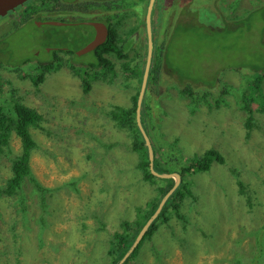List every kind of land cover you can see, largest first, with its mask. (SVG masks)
Returning a JSON list of instances; mask_svg holds the SVG:
<instances>
[{"label":"rangeland","instance_id":"1","mask_svg":"<svg viewBox=\"0 0 264 264\" xmlns=\"http://www.w3.org/2000/svg\"><path fill=\"white\" fill-rule=\"evenodd\" d=\"M32 1L43 7L42 0ZM148 4L149 0L142 1V12L137 11L142 35L132 59L148 49ZM28 8L29 4L21 7ZM133 9L141 10V3L136 1ZM153 12L155 56L165 42L171 68L176 76H190L189 84L219 75V83L230 87L222 94L230 104L201 102L192 111V97L180 95V87L171 84L169 95L160 99L163 107L154 101L147 107L149 124L157 123L160 138L161 128L167 140L179 137V147L169 145L168 153L178 148L191 156L214 147L225 160L187 176L192 194L181 201L185 216H171L126 264H237L236 255L228 257L233 247L246 254L243 263L264 264V112L258 103L252 105L253 125L248 132V115L240 104L244 73L264 66V0H155ZM128 13L133 17L132 9ZM11 16L0 19V38L18 27L9 22ZM30 25H19L28 28L15 31L5 46L15 58L0 64V102L10 108L20 101L41 114L29 129L38 142L29 163L34 179L47 188V202L38 201L28 180L23 191L5 192L11 158L23 145L14 131L0 153V264H106L115 231L124 230L122 221L140 216L138 210L145 209L157 193L156 184L137 169L139 155L129 146L130 132L104 112L105 107L133 105L131 93L137 91L143 63L119 62L112 82H95L84 92L82 78L66 62V55L36 84L43 73L37 66L40 62L19 65L24 59L41 50L43 42L51 43L58 53L64 46L76 50L91 41L92 31L53 25L39 31ZM90 56H83L79 66L91 61ZM261 86L264 90V77ZM192 87L199 93L207 89ZM236 175L247 194L241 192ZM114 252L118 254L120 247L115 246Z\"/></svg>","mask_w":264,"mask_h":264},{"label":"trees","instance_id":"2","mask_svg":"<svg viewBox=\"0 0 264 264\" xmlns=\"http://www.w3.org/2000/svg\"><path fill=\"white\" fill-rule=\"evenodd\" d=\"M142 1L141 0V9H142ZM105 2V1H104ZM146 2V0H145ZM107 5L108 3L105 2ZM104 3V4H105ZM114 2L111 4L113 5ZM126 12L130 8V0L126 2ZM147 9V7H146ZM111 22L114 21L113 17L111 18ZM121 19L118 20V23ZM109 24L111 25L110 20L108 19ZM35 29L41 30L40 27L32 25ZM28 27H20L19 29H27ZM13 32L7 33L4 37L0 38V64H6L7 58H15L12 53L5 47L10 44V38L13 35ZM162 47V52L160 55L155 56V45H154V55L152 57L151 66L149 69L148 79L144 91V96L142 100V107H141V120L144 124V128L146 129L148 135L150 136L153 149H154V160H153V167L159 173H171V172H178L180 174V183L177 185L173 191L170 193L169 197L166 200V203L163 205L161 209L160 215H158L151 224L145 230L143 238L139 245L133 250L127 258L121 263L126 264L130 262L134 252H136L137 248L149 238L153 236L155 231L157 232L159 228L166 224L169 218L174 214V212L178 216H182L180 213L181 210V201L184 200L187 194H192L190 190L192 181L187 178L190 173L198 172V171H205L211 167V164L214 161L224 162L225 158L223 154L214 147L207 148L201 154H193L191 156L184 155L181 150L176 148L177 151L174 153H168L167 150L169 149V145H174L173 143H168L159 145L165 139L160 138V135L157 134V124L150 125L148 119L150 117L146 116L147 107H151L150 103L154 101L155 104L161 106V101H163L162 97L165 95H169V91L171 89V84L177 85L180 87L179 94L182 96H191L189 104L198 107L201 102L203 104H207L209 106H219L221 102L229 103L226 97L223 95L229 91L230 87L226 82L219 83V75L216 79H205V80H192L189 84L187 79L190 76H186L183 73L178 74L176 76V71L171 68V65L168 61V49L167 44L160 43ZM42 46V45H41ZM41 50L46 53L45 55L40 54ZM33 52L31 58L24 59L21 64H25L29 61H37L40 62L37 64L39 67V71H42L36 79L35 83L38 84L40 78H43L45 72L52 70L51 66L57 63L56 54L52 52H47V50L42 46V49ZM55 50V49H54ZM146 54L147 51L143 54V56L135 57L132 59V63L140 64V61L143 63V67H141V76L139 78V83L137 82V91H135L131 96L133 100L132 106H121L117 105L115 107L112 106L107 111V115L112 120H114L115 124L120 128H126L127 131L131 134L130 139V146L133 150H136L139 155V161L137 163V169L140 171L141 175L145 180H148L150 183H155L156 187L155 190L157 191L156 195L153 196L149 201L146 203V207L143 210H138L140 216H137L134 221L131 220H124L122 222L123 231L118 232L115 231L113 239L111 240V245L108 249L109 256L111 260L106 264H118L121 261V258L127 253L130 249L134 241L136 240L140 230L142 227L147 223V221L152 217L155 213L159 204L161 203L162 198L166 195V193L171 190L175 184V179L172 177H160L154 174L150 167V156H149V147L146 143V138L144 133L141 131L138 121L136 120V113H137V106H138V96L142 84V78L145 70V63H146ZM41 55L40 60H38V56ZM123 59V58H122ZM121 61L123 62L124 60ZM82 61V60H80ZM76 58L73 56L71 57L69 64L72 70L75 71L76 74L80 75L82 78V84L84 89L89 91L92 87L93 81H102L112 80L114 79V75L117 73V69L115 68L114 61L111 59H104V60H91V62L84 65V67H80L79 65L82 63H78ZM68 62V61H66ZM124 64L128 63L126 61L123 62ZM44 66V71L42 70ZM19 68V67H17ZM15 68V69H17ZM143 68V69H142ZM249 71L244 73L245 75V85L241 88L242 96H240V104L243 110L247 113V120L245 121V125L250 132V128L253 125V118H254V110L252 105L254 103H258L259 108L264 112V90L261 87L262 78L264 77V66L256 67L254 72H252V67L248 69ZM256 74V78L255 75ZM175 77V78H174ZM91 80H93L91 82ZM192 85L196 86H207V89L202 93H199L194 90ZM220 87L219 90L213 91L214 86ZM231 86V85H230ZM136 87V86H135ZM222 87V89H221ZM232 87V86H231ZM246 89L244 93L243 90ZM188 93V94H187ZM216 94V95H214ZM221 94V95H219ZM223 94V95H222ZM219 95V96H218ZM222 96V97H221ZM213 98V99H212ZM230 104V103H229ZM163 107V104L162 106ZM165 108V107H164ZM41 114L38 113L35 109L22 104L20 101H16L14 105L10 108H7L5 103L0 102V153L4 152V147L8 146L10 143V136L12 132H17L18 135L22 137L23 145L22 151L13 155L11 158V170L12 173L8 177V181L6 185L8 186L5 189V192L16 194L20 190L23 191V183L25 180H28V184L32 186V189L35 193H41L46 190L44 186H42L36 179H34L33 173L31 172V166L29 163V156L31 151L34 148L38 147V142L36 139L33 138L29 129L32 125H36V119L40 118ZM157 122V120H156ZM151 127V131H150ZM146 133V134H147ZM160 138V139H159ZM172 162L175 163L174 166L170 165ZM237 184L241 187L240 190L243 194H247L246 187L244 185L243 180L236 175L235 176ZM77 182V179L75 180ZM2 190L0 189V192ZM249 201H251L250 196L247 195ZM1 199V195H0ZM125 231V232H124ZM261 239H263V235H261ZM119 246L120 252L116 254L114 252V247ZM184 247V246H182ZM264 247V246H261ZM264 250V248H263ZM154 254V252H152Z\"/></svg>","mask_w":264,"mask_h":264},{"label":"flooded vegetation","instance_id":"3","mask_svg":"<svg viewBox=\"0 0 264 264\" xmlns=\"http://www.w3.org/2000/svg\"><path fill=\"white\" fill-rule=\"evenodd\" d=\"M104 1L107 2L108 5ZM130 1L133 17L130 16L128 10L126 12L127 0H115L113 5L111 4L114 0H48V4H45V0H42L41 3L43 7L41 8L37 7L38 4L32 3V0H27L14 10L9 11L6 15L0 16V19L3 20V18H8L9 14L12 15L9 22L11 25L18 26L12 31L13 33L18 30H25L19 29L21 27L19 25L28 22L31 25L40 27L36 23L37 20L53 21L52 25L54 27L73 26L75 28L89 29L92 31V39L88 41V43L79 46L77 48L79 51H71L68 47L64 46L58 48L59 53L54 51L53 48L46 49L47 52H54L53 54L58 56L57 63L65 61L66 55L69 56L67 59L69 62L72 56L76 58L77 61H80L83 59V56L90 54V60L111 59L116 65L122 62V58L124 61L132 60V54L138 51L137 47L141 44L140 39L142 30L137 26L140 19V15L137 11L142 12V9H133L136 1L140 3L141 0ZM27 4H29L28 10L25 11L21 9L22 6ZM15 12L19 17L14 14ZM110 17H113V22H111ZM119 19L121 20L118 23ZM153 23L154 19L152 17V27ZM93 42L96 43L90 46ZM38 52L39 51L36 53ZM140 54L141 53H137V55ZM90 62L91 61H89V63Z\"/></svg>","mask_w":264,"mask_h":264},{"label":"water","instance_id":"4","mask_svg":"<svg viewBox=\"0 0 264 264\" xmlns=\"http://www.w3.org/2000/svg\"><path fill=\"white\" fill-rule=\"evenodd\" d=\"M27 0H0V16H4L6 15L9 11L14 10L17 6L23 4L24 2H26ZM154 3L155 0H149V4H148V9H147V14H146V27H147V32H148V38H149V42H148V57H147V61H146V67L144 70V74H143V80H142V84H141V90L139 93V97H138V106H137V120L139 121V124L141 125V120H140V110H141V102L143 100V96H144V91H145V87H146V83H147V79H148V74H149V69L151 66V59H152V54H153V41H152V11H153V7H154ZM37 25L40 26L42 29L48 26H51L53 24V21L50 20H37L36 21ZM46 34V33H45ZM96 42H93L90 46H93ZM43 46L46 49H51L52 47L55 48L51 43H44L43 42ZM52 46V47H51ZM77 51H79L78 49H76ZM81 52V51H80ZM141 130L143 131L144 135H145V140L146 143L149 147V155H150V167L151 170L154 174L160 176V177H172L174 176L176 178V183L174 185V187L171 189V191H169L166 196L164 197V199L162 200L159 209L156 211L155 216L157 215V213L159 212L160 208L163 205V202L166 200V198L168 197L169 193L173 191V189L177 186L179 180H180V174L179 173H159L158 171H156L153 167V160H154V151H153V147L152 144L150 142V139L148 137V135L146 134L145 130L142 128L141 126ZM152 219V218H151ZM151 219L148 221L149 223L151 222ZM147 223V225L149 224ZM147 225L142 229V231L140 232L141 234L139 235L135 245L138 243V241L140 240V237L143 236V234L145 233V229L147 228ZM134 244L132 245V247L129 249V251L125 254V256L123 257V259L120 261L121 264L124 259L129 255L130 251L133 250Z\"/></svg>","mask_w":264,"mask_h":264},{"label":"clouds","instance_id":"5","mask_svg":"<svg viewBox=\"0 0 264 264\" xmlns=\"http://www.w3.org/2000/svg\"><path fill=\"white\" fill-rule=\"evenodd\" d=\"M154 8V7H153ZM147 9H148V7H147ZM146 14H147V12H146ZM154 15V12L152 11V15L151 16H153ZM152 37H153V27H152ZM148 47V46H147ZM45 48V47H44ZM46 49V48H45ZM146 61H147V56H146ZM151 62H152V59H151ZM145 67H146V63H145ZM105 80V79H104ZM114 79H112V80H106L107 82H112ZM142 80H143V78H142ZM93 80H91V82H92ZM99 81H102L101 79L99 80ZM95 82H98V81H93V83H92V87H91V89L93 88V84L95 83ZM261 85V84H260ZM262 87V86H261ZM90 89V90H91ZM84 90V92H89L88 90L86 91L85 89H83ZM140 90H141V88H140ZM140 93V92H139ZM139 97V96H138ZM189 99H190V97H189ZM222 103V102H221ZM200 106V105H199ZM198 106V107H199ZM141 107H142V102H141ZM198 107H195V108H198ZM111 107H109V108H107V107H105V110H104V112H105V115H107V111H108V109H110ZM38 112V111H37ZM140 113H141V110H140ZM136 115H137V113H136ZM140 120H141V115H140ZM138 121V120H137ZM155 124H157V123H155ZM138 125H139V127H140V129H141V126H142V128L145 130V132L147 133V131H146V129L144 128V124H143V122H142V120H141V125L139 124V121H138ZM157 128H158V125H157ZM161 129H163L164 130V133H162L163 134V138L165 139L164 141H162L161 143L162 144H165L167 141H168V143H173V144H175V146H178V144H177V141L179 140V137L177 138L176 137V140L177 141H169V140H167L166 138H165V135H167L166 134V131H165V129L164 128H161ZM142 131V130H141ZM150 131H151V127H150ZM143 132V131H142ZM147 135H148V133H147ZM148 137H149V139H150V136L148 135ZM34 138V137H33ZM150 142H151V139H150ZM151 144H152V142H151ZM129 146H130V143H129ZM131 147V146H130ZM152 147H153V145H152ZM179 147V146H178ZM210 148V147H209ZM132 149V148H131ZM217 149V148H216ZM218 150V149H217ZM153 151H154V149H153ZM150 156V155H149ZM139 159V158H138ZM155 169V168H154ZM156 170V169H155ZM157 171V170H156ZM12 173V172H11ZM171 173H178V172H171ZM11 175V174H10ZM169 178V177H168ZM172 178H174L175 179V183H176V178L174 177V176H172ZM181 178V177H180ZM7 181H8V178H7V180H6V182H5V184L7 183ZM179 183H180V180H179V182H178V184L177 185H179ZM175 185V184H174ZM43 186V185H42ZM174 187V186H173ZM46 190H47V188H46ZM45 190V191H46ZM45 191H43V192H41V193H39V194H36L35 196L37 197V199H38V201L40 202V203H42V204H46V202H47V200H46V193H45ZM169 191H171V190H169ZM168 191V192H169ZM167 192V193H168ZM166 193V194H167ZM171 193V192H170ZM170 193H169V195H170ZM169 195H168V197H169ZM166 196V195H165ZM164 196V197H165ZM164 197L162 198V200L164 199ZM167 197V198H168ZM167 198H166V200H167ZM2 199V198H1ZM162 200H161V202H162ZM166 200L163 202V205L166 203ZM161 204V203H160ZM160 204H159V206H160ZM163 205H162V207H163ZM162 207L160 208V210H159V212L157 213V215L155 216V213H156V211L159 209V207L157 208V210L155 211V213L152 215V219H151V222L158 216V215H160V213H161V209H162ZM182 207H183V203H182V205H181V210H180V213H181V215L182 216H185V214L183 213V211H182ZM173 215H175V216H177L178 218H181L180 216H178L176 213H174ZM172 215V216H173ZM136 218V217H135ZM134 218V219H135ZM134 219H131V221H134ZM149 219V220H150ZM126 220H128V219H126ZM148 220V221H149ZM124 221V220H123ZM122 221V222H123ZM147 221V223H149ZM151 222L147 225V223L142 227V229L147 225V227L151 224ZM142 229L140 230V232L142 231ZM147 229V228H146ZM145 229V230H146ZM120 232V231H119ZM139 232V234H138V236H137V238H136V240L134 241V247H133V250H135V248L139 245V243L141 242V240H142V238H143V236L142 237H140V240L138 241V243L135 245V243H136V241H137V239H138V237H139V235L141 234ZM144 235V234H143ZM145 236V235H144ZM132 244V245H133ZM234 244V243H233ZM141 246V245H140ZM132 247V246H131ZM130 247V248H131ZM256 247H259L258 245L256 246ZM133 250H131L130 251V253L133 251ZM129 251V250H128ZM127 251V252H128ZM129 253V254H130ZM229 253H231V256H228L230 259H232V257H234L235 255L239 258V261H238V263L237 264H245V263H243L242 262V260H241V258L244 256V255H246L245 253H243V252H240V251H238L237 249H236V247H233V248H230L229 250H228V254ZM125 256V255H124ZM127 258V257H126ZM125 258V259H126ZM123 258H121V260H122ZM124 259V260H125Z\"/></svg>","mask_w":264,"mask_h":264}]
</instances>
